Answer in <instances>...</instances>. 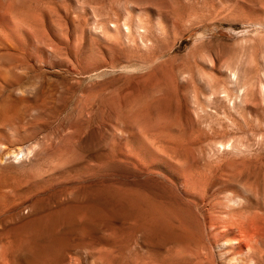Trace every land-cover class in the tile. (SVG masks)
<instances>
[{
	"label": "rangeland",
	"instance_id": "1",
	"mask_svg": "<svg viewBox=\"0 0 264 264\" xmlns=\"http://www.w3.org/2000/svg\"><path fill=\"white\" fill-rule=\"evenodd\" d=\"M42 1L0 0V29L11 5L13 17L29 12L24 21L38 22L20 19L19 50L0 49V66L23 61L24 69L33 68L17 75L26 94L0 89V185L43 191L46 264H218L216 240L229 243L232 257L242 251L233 235H218L234 213L231 204L238 223L259 226L264 252V0ZM18 148L23 152L15 158ZM155 149L180 161L157 160ZM179 170L194 171V179ZM129 187L166 201L167 232L137 230L125 208ZM33 212L31 202L20 203L22 222ZM256 259L264 264V255Z\"/></svg>",
	"mask_w": 264,
	"mask_h": 264
},
{
	"label": "bare ground",
	"instance_id": "2",
	"mask_svg": "<svg viewBox=\"0 0 264 264\" xmlns=\"http://www.w3.org/2000/svg\"><path fill=\"white\" fill-rule=\"evenodd\" d=\"M12 1V0H11ZM36 1V0H35ZM48 1V0H47ZM52 1V0H51ZM20 2V1H19ZM41 2V1H40ZM43 3H44V1H42ZM50 2V1H49ZM58 2V4H60V2L59 1H57ZM6 3H8V2H6ZM33 3V2H32ZM45 3H46V0H45ZM44 3V4H45ZM53 3V2H52ZM55 3V2H54ZM62 3V2H61ZM20 4V3H19ZM43 4V5H44ZM57 3H56V5H58ZM0 5H1V3H0ZM4 5V4H3ZM33 5V4H32ZM41 6H42V4H40ZM40 5H38V6H40ZM47 5H49V3L47 4ZM46 5V6H47ZM88 5V4H87ZM11 6H13V5H11ZM11 6H8V8L6 9V11L4 12V14H3V21H4V28L2 27V29H0V49H4V50H10V51H18L19 49L17 48V45L16 44H19L21 41H24V38L22 37V31H23V33H24V28H23V26L26 24V22L28 21V19L29 18H31V16H32V14L33 13H30L31 14V16L29 17V12H28V16L27 15H24V16H22V14H21V16L23 17V18H20V19H23V21L25 20V18H26V16L27 17H29V18H27V21H24V25L22 24V20H20L19 18V21H18V19L17 18H15V17H13L14 15H12V7ZM17 6V5H16ZM34 6H35V4H34ZM33 6V7H34ZM26 7V6H25ZM36 7V6H35ZM60 7V6H59ZM14 8H16V7H14ZM27 8V7H26ZM41 8H43V7H41ZM40 7H39V9H41ZM47 8V7H46ZM45 8V10H43V11H45V14L47 15V13H48V15L50 14V10L47 8L46 9ZM19 9H21V7L19 8ZM18 9V10H19ZM57 9H58V7H57ZM60 9H61V7H60ZM16 10V9H15ZM49 10V11H48ZM55 11H56V9H54ZM83 10V9H82ZM89 10V9H88ZM2 11H3V9H2ZM42 11V10H41ZM26 11H25V13H27ZM38 12V11H37ZM36 12V13H37ZM47 12V13H46ZM1 13V12H0ZM20 13H21V11H20ZM22 13H24V12H22ZM24 13V14H25ZM61 13V12H60ZM69 13V12H68ZM17 14H19V12L17 13ZM70 14V13H69ZM41 15H42V13H41ZM85 15V14H84ZM87 15H88V12H87ZM17 16V15H16ZM34 16H35V14H34ZM83 16V15H82ZM94 16V15H93ZM17 17H19V16H17ZM33 17V16H32ZM64 16H62V18H63ZM57 18V17H56ZM86 18V17H85ZM34 19V18H33ZM33 19H29L30 20V22H32V20ZM45 19H46V17H45ZM58 19V18H57ZM60 20V19H59ZM86 20V19H85ZM33 21H35V22H37L36 20H33ZM52 21H53V19H52ZM34 22V24H36ZM40 22H43L42 20L41 21H39V23ZM118 22V21H117ZM33 23V22H32ZM38 23V22H37ZM52 23V22H51ZM126 23V22H125ZM28 24H29V22H28ZM26 25V27L27 26H29V25ZM2 24H0V26H1ZM31 25V24H30ZM58 25V24H57ZM117 25V24H116ZM142 25V24H141ZM47 26V25H46ZM51 26H55V25H52L51 24ZM138 26H140V25H138ZM25 27V28H26ZM30 27V26H29ZM32 27H34V26H31V28ZM45 27V26H44ZM43 27V28H44ZM31 28H28V29H26V30H28L29 31V29H31ZM43 28H39V29H43ZM53 28V27H52ZM54 28H58V27H54ZM116 27H114V29H115ZM126 28V27H125ZM55 29V30H56ZM140 29V28H139ZM32 30V29H31ZM35 30V29H34ZM51 30H53V29H51ZM137 30H138V27H137ZM59 30L57 29L56 30V32H58ZM27 32V31H26ZM30 32V31H29ZM35 32V31H34ZM34 32H32V33H34ZM49 32V31H48ZM60 32H62V31H59L58 33H60ZM51 34V33H50ZM53 35V34H52ZM33 36V34L31 35V37ZM54 36V35H53ZM61 36V35H60ZM55 37V36H54ZM23 38V39H22ZM51 38V37H50ZM25 39H26V41H28L27 40V38L25 37ZM34 39H36L35 37H34ZM57 39H60L61 40V38L59 37V38H57ZM56 39V40H57ZM63 39H64V37H63ZM24 42L25 44H24V46L25 45H28L27 44V42ZM51 42V41H50ZM59 42V41H58ZM22 43V42H21ZM29 43V42H28ZM40 44V43H39ZM38 44V41H37V45H39ZM49 44V43H48ZM59 44H60V42H59ZM23 46V45H22ZM40 46V49H41V47H42V49L44 48L43 47V45L41 46V44L39 45ZM27 47H29V45L27 46ZM31 48V47H30ZM50 48V47H49ZM52 48V47H51ZM45 49V48H44ZM47 49V48H46ZM48 50V49H47ZM27 51H29L28 50V48H27ZM26 51V52H27ZM50 51H51V49H50ZM30 52V51H29ZM28 52V53H29ZM49 52V51H48ZM2 53V52H1ZM28 53H27V55H28ZM46 52H44V54H45ZM51 53V52H50ZM3 54V53H2ZM43 54V55H44ZM8 55V54H7ZM31 54H29V56H30ZM43 55L41 56V57H43ZM28 56V57H29ZM31 57V58H30ZM29 58H30V60L32 59L33 60V58H34V55L32 56H30ZM33 57V58H32ZM39 57V56H38ZM38 57H36V58H38ZM154 57V56H153ZM160 57V56H159ZM158 57V58H159ZM8 58V57H7ZM26 58H27V56H26ZM28 58V59H29ZM41 59V58H40ZM40 59H37V61H42L43 60V58H42V60H40ZM44 59H45V57H44ZM21 60H22V58H21ZM16 61H18V60H16ZM45 61H46V59H45ZM44 61V62H45ZM2 62V61H1ZM0 62V63H1ZM4 62V61H3ZM6 62V61H5ZM40 62H39V64H40ZM37 63V62H36ZM5 64V63H4ZM8 64H10V63H7V65L6 66H3V65H1L0 66V89L1 90H4L5 91V89H9V91L11 92V93H14L15 91H19V94L22 92V86H21V84L23 83H20L19 81H17V79H18V74L19 73H21V72H23V69H24V64H25V62H23L22 61V63H21V65H17V64H12V65H8ZM19 64V63H18ZM32 66L30 63L28 64V66ZM44 65H46L45 63H44ZM2 66H3V68H7V66L9 67L7 70H5V69H3L2 68ZM24 66V67H23ZM40 66V65H39ZM37 68H39V67H37ZM33 69V68H32ZM32 69H30V71L28 72L27 71V69H24V70H26V72H28L29 74H30V72H31V70ZM35 69H36V67H35ZM39 69H43V68H39ZM39 69H38V71H39ZM33 71V70H32ZM37 73H40V72H37ZM29 74L27 75L28 77H29ZM33 75H35V74H33ZM26 75H25V73H24V76H22V77H25ZM31 76V75H30ZM36 76H38V75H36ZM20 77V76H19ZM30 78V77H29ZM34 78V77H33ZM235 78V77H234ZM33 80H36L35 78L33 79ZM23 81V80H22ZM25 81V80H24ZM29 81V80H28ZM37 82H38V80H36ZM238 81V80H237ZM36 82V83H37ZM27 83V82H26ZM234 83V82H233ZM29 84H31V83H29ZM40 85V84H39ZM44 85V84H43ZM28 86H30V85H28ZM27 86V89L29 88ZM35 86V85H34ZM36 86H38V84H36ZM24 87V86H23ZM26 88V87H25ZM24 88V89H25ZM32 89V88H31ZM35 89V88H34ZM21 91V92H20ZM27 91V90H26ZM30 91V93H31V91L32 90H29ZM45 91H46V89H45ZM44 91V92H45ZM3 92V91H2ZM243 92V91H242ZM241 92V93H242ZM16 93V92H15ZM23 93V92H22ZM24 93H25V91H24ZM23 93V94H24ZM6 94V93H5ZM7 94H10L9 92L7 93ZM26 94V93H25ZM32 94V93H31ZM2 96H3V94H1ZM14 95V94H13ZM22 95V94H21ZM5 96V95H4ZM7 96V95H6ZM16 96V95H15ZM13 97V96H12ZM0 98H1V96H0ZM8 98V97H7ZM4 99V98H3ZM10 100H11V97L9 98ZM19 100V99H18ZM21 100V99H20ZM156 100V99H155ZM0 102H1V100H0ZM6 102V101H5ZM22 103H23V101H22ZM13 104V103H12ZM128 104V103H127ZM133 105V104H132ZM142 111V110H141ZM100 112V111H99ZM120 127V126H119ZM125 127V126H124ZM122 128V127H121ZM125 128H127V127H125ZM125 128H123V129H125ZM120 129V128H119ZM121 132H123V131H121ZM132 132V131H131ZM134 132V131H133ZM159 132H161V131H159ZM168 132V131H167ZM138 133V132H137ZM121 134H123V133H121ZM128 134V133H127ZM138 134H140V133H138ZM126 135V134H125ZM130 135V134H129ZM143 136H144V134H142ZM141 135V136H142ZM147 134H145V136H146ZM149 135V134H148ZM152 135V134H151ZM157 135V134H156ZM169 135H170V133H169ZM175 135V134H174ZM128 137V136H127ZM127 137H125V138H127ZM130 137V136H129ZM147 137H149V136H147ZM157 137V136H156ZM158 137H161V136H158ZM172 139H174V136L172 135ZM181 137V136H180ZM120 138H121V136H120ZM131 138H133V137H131ZM153 138V137H152ZM151 138V139H152ZM146 139V138H145ZM164 139V138H163ZM181 139H182V137H181ZM119 141L120 140H122V138L121 139H118ZM126 140H128V139H126ZM148 140V139H147ZM155 140H156V138H155ZM160 140H162V139H160ZM180 140V139H179ZM183 140V139H182ZM181 140V141H182ZM118 141V142H119ZM133 141V140H132ZM138 141V140H137ZM151 141V140H150ZM153 141V140H152ZM164 141V140H163ZM169 141V140H168ZM167 141V142H168ZM128 142V141H127ZM147 142V141H146ZM165 142V141H164ZM170 142H172V140L170 141ZM176 142V141H175ZM180 142V141H179ZM125 142H123L122 143V145L124 144ZM136 143V142H135ZM137 143H139V142H137ZM149 143L150 142H148V145H149ZM156 143H158L157 141H156ZM160 143V142H159ZM173 143V142H172ZM177 143V142H176ZM128 144V143H127ZM126 144V146H128ZM161 144V143H160ZM118 145V144H117ZM134 145H136V144H134ZM151 145V144H150ZM153 145V144H152ZM156 145V144H155ZM164 145V144H163ZM177 145V144H176ZM175 145V146H176ZM197 145V144H196ZM137 146V145H136ZM158 146V145H157ZM159 146H162V145H159ZM178 146H180V145H178ZM185 146V145H184ZM10 147V146H9ZM9 147H8V149H9ZM13 147H15V146H13ZM16 147H18V146H16ZM114 147V146H113ZM151 147V146H150ZM149 147V148H150ZM163 147V146H162ZM170 147V146H169ZM177 147V146H176ZM182 147V146H181ZM118 148V147H117ZM116 148V149H117ZM126 148V147H125ZM128 148V147H127ZM131 148V147H130ZM129 148V149H130ZM160 148V147H159ZM171 148V147H170ZM188 148V147H187ZM238 148V147H237ZM5 149V151H6V148H4ZM10 149H12V148H10ZM19 149V148H18ZM21 149V148H20ZM20 149H19V153L18 154H16L15 152H12L13 154H12V156L13 157H15V158H17L20 154H22V152L23 151H20ZM122 149V148H121ZM136 149V148H135ZM157 149V148H156ZM156 149H155V151L153 150H151L152 151V153H154V155L156 156V158H157V160H161V161H164V162H166V163H168V164H170V165H172V163H178L179 161H175V162H170L169 161V159H167L166 157H165V154L164 153H161V152H156ZM162 149V148H161ZM165 149H168V148H165ZM185 149V148H184ZM201 149V150H200ZM198 148V152L199 151H202V150H204V149H202V148ZM14 150H15V148H14ZM13 150V151H14ZM118 150V149H117ZM142 150V149H141ZM141 150H140V154H141ZM4 151V150H3ZM2 151V152H3ZM128 151H130V150H128ZM143 151V150H142ZM166 151V150H165ZM113 152V151H112ZM120 152H122V151H120ZM186 152V151H185ZM125 153V152H124ZM133 153V152H132ZM132 153H131V155H132ZM143 153V152H142ZM173 153H174V151H173ZM172 153V154H173ZM8 154V153H7ZM99 154V153H98ZM136 154V153H135ZM138 154V153H137ZM136 154V155H137ZM170 153H168L167 155H169ZM171 154V155H172ZM176 154V153H175ZM188 154V153H187ZM2 155V154H1ZM130 155V154H129ZM135 155V156H136ZM139 155V154H138ZM166 155V156H167ZM179 155V154H178ZM9 156V155H8ZM102 156V155H101ZM126 156V155H125ZM10 157V156H9ZM111 157V156H110ZM113 157V156H112ZM118 157V156H117ZM116 157V158H117ZM132 157V156H131ZM130 157V158H131ZM139 156H137L134 160H132V159H130V161L132 160V161H135L136 162V159L138 158ZM146 157V156H145ZM169 157V156H168ZM179 157V156H178ZM178 157H176V159L175 160H177V158ZM187 157V156H186ZM99 158V157H98ZM121 158V157H120ZM122 158H124V157H122ZM126 158V157H125ZM143 158V157H142ZM171 158V157H170ZM174 158V157H173ZM218 158V157H217ZM2 159V158H1ZM103 159H107V157L106 158H104L103 157ZM181 159V158H180ZM97 161H98V159H96ZM101 160V159H100ZM124 160V159H123ZM139 162H141V159L139 158ZM144 160V159H143ZM108 161V160H107ZM99 162V161H98ZM138 162V161H137ZM148 162V161H147ZM153 162V161H152ZM183 162V161H182ZM198 163H199V161H198ZM142 164V163H141ZM144 164V163H143ZM146 164V163H145ZM148 164V163H147ZM147 164H146V166H147ZM186 163L184 162V168H186V165H185ZM189 164V163H188ZM188 164H187V166H188ZM215 164V163H214ZM218 164V163H217ZM221 164V163H220ZM149 165V164H148ZM178 165V164H177ZM192 165V164H191ZM144 166V165H143ZM151 166V165H150ZM183 166H182V168H183ZM198 166V165H197ZM208 166V165H207ZM210 166V165H209ZM159 167V166H158ZM189 167V166H188ZM192 167V166H191ZM200 167V166H199ZM144 168H146V167H144ZM160 168V167H159ZM183 168V169H184ZM193 168V167H192ZM210 168H212V167H210ZM209 168V169H210ZM143 169V168H142ZM148 169V168H147ZM156 169V168H155ZM158 169V168H157ZM191 169V168H190ZM194 169V168H193ZM196 169H198V168H196ZM93 170H95V169H93ZM161 170V169H160ZM180 171V170H179ZM210 171V170H209ZM194 171H192V173H193ZM222 172V171H221ZM220 172V173H221ZM170 173V172H169ZM191 173V171L189 170V173L187 172V171H185V170H183V171H180V173H179V176L181 177V178H183V179H187L188 177H189V175H191L192 174ZM200 173H203V172H200ZM159 175L161 174V173H158ZM157 174V175H158ZM177 174V173H176ZM219 174V173H218ZM94 175V174H93ZM135 175V174H134ZM158 175V176H159ZM203 175V174H202ZM202 175H199L200 177H202ZM217 175V174H216ZM220 175H222V174H220ZM42 176V175H41ZM192 177L194 176L193 174L191 175ZM198 176V177H199ZM207 176V175H206ZM205 176V177H206ZM218 176V175H217ZM46 177V176H45ZM163 177V176H162ZM23 178V177H22ZM96 178V177H95ZM98 178V177H97ZM104 178V177H103ZM105 178H108V176H106ZM110 178V177H109ZM122 178V177H121ZM145 178V177H144ZM171 178V177H170ZM174 178V177H173ZM208 178H209V176H208ZM220 178V177H219ZM230 178V177H229ZM102 179V178H101ZM127 179V178H126ZM136 179H138V178H136ZM193 179H194V177H193ZM197 179V178H196ZM200 179V178H199ZM198 179V180H199ZM206 179H207V177L204 179L205 181H206ZM48 180V179H47ZM98 180V179H97ZM116 180V179H115ZM122 180V179H121ZM133 180V179H132ZM189 180H190V178H189ZM203 180V181H204ZM209 180H211V179H209ZM25 181V180H24ZM37 181V180H36ZM119 181V180H118ZM124 181V180H123ZM173 181V180H172ZM187 181V180H186ZM231 181H232V179H231ZM42 182V181H41ZM44 182H46V181H44ZM53 182V181H52ZM52 182H50V183H52ZM133 182V181H132ZM137 182V181H136ZM171 182V181H170ZM169 182V183H170ZM191 182H193V181H191ZM194 182H195V180H194ZM49 183V182H48ZM184 183V182H183ZM187 183H188V181H187ZM190 183V182H189ZM204 183V182H203ZM36 184V183H35ZM35 184H33L32 186H34ZM39 184V183H38ZM131 184V183H130ZM140 184V183H139ZM194 184V183H193ZM219 184H220V182H219ZM222 184V183H221ZM225 184H229V182L228 183H225ZM41 185H43V183H41ZM45 185H47V184H45ZM120 185V184H119ZM125 185H127V184H125ZM133 186H134V184H132ZM163 185H164V183H163ZM162 185V186H163ZM187 184H185V187H187L186 186ZM190 185V184H189ZM203 185V184H202ZM215 185V184H214ZM217 185V184H216ZM224 185V184H223ZM236 185V184H235ZM25 186H27V185H25ZM53 186V183H52V185H51V187ZM136 186V185H135ZM160 186V185H159ZM170 186V185H169ZM174 186H175V184H174ZM191 186V185H190ZM201 186V185H200ZM220 186H222V185H220ZM224 186H226V185H224ZM172 187V186H171ZM199 187V186H198ZM227 187V186H226ZM7 187L6 186H1L0 185V264H46V261H47V257H48V246L46 245V242H45V240H44V224H45V222H46V216H45V214H44V211H43V202H44V199H43V191L42 190H39L38 192H34V191H32V189L31 188H27V189H25V190H15V191H13V190H7L6 189ZM132 188V187H131ZM167 188V187H166ZM169 188V187H168ZM179 188V187H178ZM181 188H182V186H181ZM202 188V187H201ZM204 188V187H203ZM237 188V187H236ZM128 189V188H127ZM134 189V188H133ZM160 189V188H159ZM175 190H176V188H174ZM185 189V188H184ZM183 189V190H184ZM232 189H234V188H232ZM129 190H130V187H129ZM128 190V191H129ZM225 190V189H224ZM228 190V189H227ZM98 191V190H97ZM127 191V192H128ZM179 191H180V189H179ZM193 191H196V190H193ZM198 191V190H197ZM213 191H216V190H213ZM48 192V191H47ZM183 192V191H182ZM185 192H187V191H185ZM211 192V191H210ZM221 192V191H220ZM231 192H232V190H231ZM235 192H237V191H235ZM58 193V192H57ZM62 193V192H61ZM60 193V194H61ZM67 193V192H66ZM180 193V192H179ZM202 193H204V192H202ZM48 194V193H47ZM108 194V193H107ZM112 194V193H111ZM123 194V193H122ZM189 194V193H188ZM192 194V193H191ZM190 194V195H191ZM234 194V193H233ZM237 194V193H236ZM106 195V194H105ZM195 195H196V193H195ZM208 195H209V193H208ZM212 195V194H211ZM235 195V194H234ZM238 195V194H237ZM51 196V195H50ZM55 196V195H54ZM109 196H110V194H109ZM174 196H176V195H174ZM187 196V195H186ZM197 196H199V195H197ZM210 196V195H209ZM224 196H225V194H224ZM228 196V195H227ZM58 197H60V195L58 196ZM57 197V198H58ZM102 197V196H101ZM185 197V196H184ZM215 197V194H213V198ZM226 197V196H225ZM229 197H231V196H229ZM229 197H227V198H229ZM245 197V196H244ZM175 198V197H174ZM194 198V197H193ZM200 198H202V197H200L199 196V199ZM211 198V197H210ZM216 198V197H215ZM214 198V199H215ZM226 198V199H227ZM249 198V197H248ZM251 198V197H250ZM119 199V198H118ZM117 199V200H118ZM192 199V198H191ZM195 199V198H194ZM197 199V198H196ZM203 199V198H202ZM213 199V200H214ZM252 199V198H251ZM49 200V199H48ZM56 200V199H55ZM125 200H126V213H127V215H128V217H129V219L130 220H136V222H137V230L139 231V232H141L142 230H144V229H147V230H153V231H155V232H159V233H162V232H167V225L169 224H171L172 225V221L169 219V216L166 214L167 212H166V210H167V208H165V205H166V201L164 202V200H162V197L161 196H158V195H156V194H154L153 192H151L149 189H147V188H144L143 190H141V191H138V190H133V191H131L130 190V192H128L127 194H126V198H125ZM213 200H211V201H213ZM253 200V199H252ZM251 200V201H252ZM31 202V204H32V206L34 207V209H35V212H33L32 213V218L30 219V220H27V221H24V222H22V220H21V216H19V213H18V208H19V205H20V203L21 202ZM52 201V200H51ZM111 201V200H110ZM122 201V200H121ZM177 201V200H176ZM179 201V200H178ZM186 201V200H185ZM204 201V200H203ZM210 201V200H209ZM215 201V200H214ZM245 201V200H244ZM250 201V202H251ZM53 202V201H52ZM59 202V201H58ZM202 202V201H201ZM55 203V202H54ZM172 203V202H171ZM236 204H237V202H235ZM210 204V203H209ZM213 204V203H212ZM241 205H242V203H240ZM253 204V203H252ZM27 205V204H26ZM30 205V204H29ZM46 205V204H45ZM169 205H171V204H169ZM168 205V206H169ZM207 204H205L204 206H206ZM232 206V209L234 210V204H231ZM234 205V206H233ZM237 205H239V203L237 204ZM245 205V204H244ZM254 205V204H253ZM38 206V208H35V207H37ZM49 206V205H48ZM47 206V207H48ZM172 206V205H171ZM171 206H170V209H171ZM174 206V205H173ZM208 206V205H207ZM22 207V206H21ZM20 207V208H21ZM55 207V206H54ZM178 207V206H177ZM176 207V208H177ZM196 207V206H195ZM199 207V206H198ZM228 207H230V206H228ZM227 207V208H228ZM242 207V206H241ZM28 208H30V207H28ZM169 208V207H168ZM175 208V209H176ZM200 208V207H199ZM203 208V207H202ZM205 208V207H204ZM208 208V207H207ZM209 208H210V206H209ZM211 208H213V207H211ZM237 208V207H236ZM235 208V209H236ZM239 208V207H238ZM198 209V208H197ZM217 209V208H216ZM215 209V210H216ZM226 209V208H225ZM224 209V210H225ZM232 209H230V213H232V212H234L235 213V211H233ZM173 210V209H172ZM208 210V209H207ZM206 209H205V211H207ZM180 211V210H179ZM203 211V210H202ZM226 211L228 212L229 211V208L228 209H226ZM54 212V211H53ZM176 212V211H175ZM199 212V211H198ZM215 212V211H214ZM245 212V211H244ZM253 212V211H252ZM49 213V212H48ZM171 213V212H170ZM180 213V212H179ZM200 213V212H199ZM222 213V212H221ZM229 213V214H230ZM233 213V214H234ZM236 213H237V211H236ZM251 213V212H250ZM259 213V212H258ZM257 213V214H258ZM180 214H182V213H180ZM218 214V213H217ZM222 214H224V213H222ZM233 214H230L229 216L230 217H228L227 219H226V221H224V227H222V229H220L221 230V232H220V234H218V235H221V236H224V235H233L234 236V239L235 240H237L236 242H238L237 244L239 245V247L241 248V252L240 253H238V254H236V255H234L233 257L232 256H230V252L228 251V249H226V247H227V245L229 244H225V241H224V244H221L220 245V241H219V239L218 240H216L215 241V245H216V248L218 249L217 250V253H216V260H217V262H218V264H258V262H257V255H259L260 257H262L263 255H264V252H263V250H262V248H261V246H260V244H259V240H257V238H258V235H259V230L257 231V227L259 228V226H256V224L254 223V222H248V223H238V221H240V219H239V217H237V216H239V215H235V217H237L236 219L238 220H236V219H234L233 218ZM238 214H240V212L238 211ZM247 214V213H246ZM260 214V213H259ZM183 215V214H182ZM185 215V214H184ZM201 216H202V214H200ZM205 215H206V212H205ZM208 215V214H207ZM209 215H211V217H213V215L212 214H209ZM244 215V214H243ZM50 216V215H49ZM188 216V215H187ZM196 216H198V215H196ZM221 216V215H220ZM241 216V215H240ZM209 217V216H208ZM216 217H219V215L218 216H216ZM181 218V217H180ZM204 218V217H203ZM215 218V217H214ZM224 218V217H223ZM223 218L221 219V220H223ZM241 218V217H240ZM220 218H218V220H219ZM246 219V218H245ZM244 219V220H245ZM183 220V219H182ZM188 220V219H187ZM187 220H186V222H187ZM190 220V219H189ZM188 220V221H189ZM203 220V219H202ZM205 220H207L206 218H205ZM217 220V221H218ZM225 220V219H224ZM191 221V220H190ZM199 221V220H198ZM183 222V221H182ZM192 222V221H191ZM194 222V221H193ZM202 221H200V223H201ZM207 222V221H206ZM220 222V221H219ZM175 223V222H174ZM199 223V224H200ZM207 224V223H206ZM203 225V224H202ZM184 226H185V224H184ZM175 227H176V225H175ZM189 227V226H188ZM261 227V226H260ZM181 229V228H180ZM187 229H189V228H187ZM197 229V228H196ZM260 229V228H259ZM204 230V229H203ZM182 231V230H181ZM186 231V230H185ZM197 231H199V230H197ZM205 231H206V229H205ZM204 231V232H205ZM194 232V231H193ZM207 233V232H206ZM176 234V233H175ZM198 234V233H197ZM174 235V234H173ZM186 235V234H185ZM207 235V234H206ZM140 236V235H139ZM181 237H183V236H181ZM193 237V236H192ZM200 237V236H199ZM240 237H241V239H240ZM140 238V237H139ZM196 238V237H195ZM224 238V237H223ZM229 238V237H228ZM138 239V238H137ZM164 239V238H163ZM198 239V238H197ZM229 239H231V238H229ZM192 240H195L194 239V237H193V239ZM205 240V239H204ZM139 242H141L140 241V239L138 240ZM181 241V240H180ZM203 241V240H202ZM207 241V240H206ZM223 241V240H222ZM221 241V242H222ZM195 243H196V241H194ZM193 242V243H194ZM204 242V241H203ZM209 242H210V240H209ZM198 243H200V242H198ZM197 243V244H198ZM135 244V243H134ZM182 244V243H181ZM186 244H187V242H186ZM185 244V246L186 247H188L187 245ZM191 244V243H190ZM189 244V245H190ZM210 244H212V243H210ZM177 245V244H176ZM193 245V244H192ZM206 245H208L207 243H206ZM86 246H89V245H80L79 247H86ZM134 246V245H133ZM184 246V247H185ZM236 246V245H235ZM234 246V247H235ZM139 247V246H138ZM176 248H178L179 247V243H178V245L177 246H175ZM183 247V248H184ZM186 247H185V249H184V251H182V255H184V253L186 254ZM208 247H210L209 245H208ZM233 247V248H234ZM132 248V247H131ZM143 248V247H142ZM141 248V249H142ZM176 248H175V250H176ZM189 248V247H188ZM20 249V250H19ZM137 249H139V248H137ZM145 249L146 248H144L143 249V253H144V251H145ZM148 249V248H147ZM179 249H181V247H179L178 248V250ZM201 249H203V248H201ZM206 249V248H205ZM236 249V248H235ZM234 249V250H235ZM244 249V250H243ZM16 250L17 251H20L21 252V256H17L14 252H16ZM129 250V249H128ZM188 251H189V249H187ZM194 249H192V252H195V251H193ZM199 250V249H198ZM246 250V251H245ZM138 251H140V249L138 250ZM142 251V250H141ZM147 251V250H146ZM149 252V254H151V248L148 250ZM162 251V250H161ZM187 251V255L189 254V252ZM75 252H77V251H75ZM84 252H86L85 250H84ZM163 252H164V250H163ZM198 251H196V253H197ZM200 252V251H199ZM209 252V251H208ZM214 251H212V253H213ZM232 252H234V251H232ZM136 253V252H135ZM134 253V254H135ZM142 253V252H141ZM142 253V254H143ZM153 253H155L156 254V252H153ZM158 253V252H157ZM235 253V252H234ZM82 254V253H81ZM85 254V253H84ZM127 254H129L128 252H127ZM126 254V255H127ZM149 254H147V256H149ZM159 254V253H158ZM158 254H156V255H158ZM178 254V253H177ZM181 254V253H180ZM192 253L190 252V254H189V256L191 255ZM194 254V253H193ZM192 254V255H193ZM19 255V254H18ZM83 255V254H82ZM86 255H88V254H86ZM85 255V256H86ZM125 255V254H124ZM123 255V256H124ZM165 255V254H164ZM186 255V256H187ZM212 255V254H211ZM152 256V255H151ZM154 256V255H153ZM166 256V255H165ZM176 256V255H175ZM178 256V255H177ZM203 256V255H202ZM210 256V255H209ZM87 257V256H86ZM125 257V256H124ZM127 257H128V255H127ZM156 257V256H155ZM179 257V256H178ZM178 257H177V259H178ZM182 257V256H181ZM194 257H195V255H194ZM193 257V258H194ZM211 257H213V256H211ZM215 257V256H214ZM88 258H90V257H88ZM160 258V257H159ZM158 258V259H159ZM174 258V257H173ZM187 258H191V257H188L187 256ZM193 258H191V259H193ZM200 258V257H199ZM126 259L127 258H125V260L124 261H126ZM136 259V258H135ZM156 260V261H158L159 262V260ZM172 259V258H171ZM182 259V258H181ZM180 259V260H181ZM185 259V258H184ZM176 260V259H175ZM193 260H195V259H193ZM198 260V259H197ZM204 260H205V258H204ZM203 260V261H204ZM98 261V260H97ZM122 261V260H121ZM155 261V262H156ZM183 261V260H182ZM158 262H156V263H158ZM180 263H181V261H179ZM189 262H190V260H189ZM192 262H194V261H192ZM123 263V262H122ZM128 263V262H127ZM171 263V262H170ZM183 263V262H182ZM185 263H187V261L185 262ZM195 263V262H194ZM100 264V263H99ZM119 264V263H118ZM130 264V263H129ZM132 264V263H131ZM153 264V263H152ZM165 264V263H164ZM167 264V263H166ZM178 264V263H177ZM184 264V263H183ZM209 264V263H208ZM261 264V263H260Z\"/></svg>",
	"mask_w": 264,
	"mask_h": 264
}]
</instances>
